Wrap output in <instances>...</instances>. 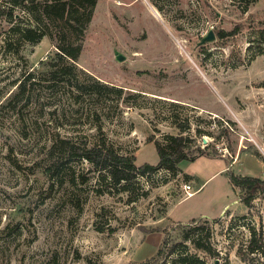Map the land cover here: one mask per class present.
I'll list each match as a JSON object with an SVG mask.
<instances>
[{"label": "rangeland", "instance_id": "374dc122", "mask_svg": "<svg viewBox=\"0 0 264 264\" xmlns=\"http://www.w3.org/2000/svg\"><path fill=\"white\" fill-rule=\"evenodd\" d=\"M13 1L0 0V264H145L165 239L164 264L173 243L187 264H264V196L246 205L230 180H264V0H97L75 62L56 58L60 25L34 20L46 0ZM63 66L70 76L54 77ZM180 133L210 156L176 173L112 186L83 159L52 180L32 167L55 136L102 137L154 167V141Z\"/></svg>", "mask_w": 264, "mask_h": 264}, {"label": "trees", "instance_id": "16d2710c", "mask_svg": "<svg viewBox=\"0 0 264 264\" xmlns=\"http://www.w3.org/2000/svg\"><path fill=\"white\" fill-rule=\"evenodd\" d=\"M36 0H14L13 3L22 8H27L25 3L35 4ZM97 0H46L40 10V17L34 18L36 24L57 23L59 24L61 43L57 45L58 53L56 58L61 60H71L75 62L82 51V45L85 40L86 32L92 18V9L96 5ZM31 13H33L31 11ZM36 34V35H35ZM34 29H25L21 32V37L29 42H37L44 35L38 37ZM72 67L63 66L52 71V75L56 78H65L70 76ZM32 80V75L28 74L22 80L18 87L23 91L26 82ZM94 92L98 94L101 90H109L108 87L100 83L92 86ZM151 141V140H150ZM149 141V142H150ZM191 139L182 135H167L164 143L154 141L158 162L156 166L144 165L137 168L135 165V157L131 155H123L110 147L105 138H100L97 143L89 144L83 142H73L70 139L55 136L52 138L51 145L43 153L42 157L37 160L32 167L42 169L44 174L52 180L59 171L71 159H83L87 161L95 171H104L111 181L112 186H118L122 182H129L135 178L138 172L148 173L156 169H165L172 173L179 171L178 165L182 161L193 162L202 156H210L204 149L196 147L190 150L189 144ZM212 156V155H211ZM185 178L189 177L185 175ZM231 182L234 186L242 187L246 192L244 204L249 205L258 193L264 196V180L255 177H236L231 176ZM198 220H191L190 224H194ZM181 225V224H179ZM180 238L182 241H188L196 250H202L207 253V248L200 243L199 239L189 235L188 227L181 228ZM209 235H207V240ZM168 240L162 242L160 248L157 249L156 256L149 259L145 264H164L165 248H167ZM179 244V243H178ZM248 251L253 253L261 248L260 245L250 240L247 246ZM168 256H175L174 264H187V258L182 254L176 253V244L170 245L166 252ZM160 263V261H162ZM200 264L202 261L197 260Z\"/></svg>", "mask_w": 264, "mask_h": 264}, {"label": "built area", "instance_id": "2783aa9c", "mask_svg": "<svg viewBox=\"0 0 264 264\" xmlns=\"http://www.w3.org/2000/svg\"><path fill=\"white\" fill-rule=\"evenodd\" d=\"M263 176H264V174H263ZM182 190L184 191L186 197H190V196H192L193 193H194V192H192L191 186L188 185V184H184V185L182 186Z\"/></svg>", "mask_w": 264, "mask_h": 264}, {"label": "water", "instance_id": "95a60500", "mask_svg": "<svg viewBox=\"0 0 264 264\" xmlns=\"http://www.w3.org/2000/svg\"><path fill=\"white\" fill-rule=\"evenodd\" d=\"M212 38H213V35L211 32H209L204 40H211Z\"/></svg>", "mask_w": 264, "mask_h": 264}, {"label": "crops", "instance_id": "0c3cea01", "mask_svg": "<svg viewBox=\"0 0 264 264\" xmlns=\"http://www.w3.org/2000/svg\"><path fill=\"white\" fill-rule=\"evenodd\" d=\"M261 147H264V144H262ZM259 163H260V161H259ZM260 164H262V163H260ZM260 164H258V162H254V167H260L261 166ZM255 178H257V177H255Z\"/></svg>", "mask_w": 264, "mask_h": 264}]
</instances>
